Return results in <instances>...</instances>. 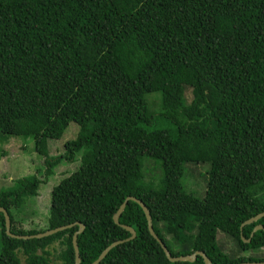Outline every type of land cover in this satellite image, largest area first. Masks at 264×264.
I'll return each mask as SVG.
<instances>
[{
    "label": "trees",
    "instance_id": "1",
    "mask_svg": "<svg viewBox=\"0 0 264 264\" xmlns=\"http://www.w3.org/2000/svg\"><path fill=\"white\" fill-rule=\"evenodd\" d=\"M71 122L76 137L51 155ZM12 137L33 142L45 178L62 159L80 164L52 187L46 229L14 225L37 175L0 190L13 234L73 224L20 239L0 212V264H52V251L74 264L78 223L80 264L128 238L123 224L135 238L98 264H205L169 261L132 200L115 223L128 196L171 256L264 261V216L241 227L264 211V0H0V141ZM188 163L203 166L187 169L203 197L183 187Z\"/></svg>",
    "mask_w": 264,
    "mask_h": 264
},
{
    "label": "rangeland",
    "instance_id": "2",
    "mask_svg": "<svg viewBox=\"0 0 264 264\" xmlns=\"http://www.w3.org/2000/svg\"><path fill=\"white\" fill-rule=\"evenodd\" d=\"M155 92L147 94L146 97L154 102L157 109L159 99L153 96ZM157 111V110H155ZM79 126L75 122L69 123L62 136L58 139H49L48 147L51 155H59L64 150V142L76 137ZM22 137H12L5 141H0V190L12 186L13 181L19 177L35 174L41 180L37 188V195L26 197L21 207L12 209L14 225L22 229H46L48 226V213L51 201V189L64 176L74 171L80 164V157L77 156L73 161L62 159L53 169L52 173L45 178L44 176V157L33 151V142H29ZM189 166L190 173H197L203 170L202 164L188 163L185 165V173L181 179L184 189L194 192L197 196L203 197V179L194 178L187 174ZM187 175V178H186ZM186 178V179H185ZM206 178V174H205ZM45 179V180H44ZM158 181L154 182L155 184ZM199 194L198 192H202ZM222 236V235H220ZM222 241L227 242V239ZM229 242V241H228ZM1 247V230H0ZM52 250V249H50ZM21 259L23 258L20 255ZM52 264H60V259L52 251Z\"/></svg>",
    "mask_w": 264,
    "mask_h": 264
},
{
    "label": "water",
    "instance_id": "3",
    "mask_svg": "<svg viewBox=\"0 0 264 264\" xmlns=\"http://www.w3.org/2000/svg\"><path fill=\"white\" fill-rule=\"evenodd\" d=\"M129 200H132V201L136 202L142 208V210H143V212L145 214L146 220H147V227H148L149 233L160 244L161 248L163 249V251L165 253V256L168 258L169 261H171V262L183 261V260L193 261V260H195V258H196L197 255H200V257L202 256L203 261H204L205 264H212L211 260L207 257V255L205 253L201 252V251H199V252L198 251H195L192 254H187V255H183V256H171L170 251L168 250V248L166 247V245L163 243V241L156 235V233H155V231L153 229L152 217L150 215V212H149L147 206L140 199H138V198H136L134 196H128V197H126L125 200L121 203V205L119 206L117 212L113 215V220H114L115 223H118V218H119L121 212L123 211V209L125 208L126 203ZM0 212L3 213L4 218H5V231H6V234L8 236L16 237V238H20V239L21 238L22 239L42 238V237L49 236V235L54 234V233H56L58 231H61L63 229L70 228V227L73 226V224H67V225H62V226L56 227V228L48 229L46 231L39 232V233L33 234V235H16V234L11 233V231H10L11 222H10L9 214L6 211V209L4 207H0ZM263 216H264V211H262V212H260V213H258L256 215L248 218L247 220H245L241 224V227L244 224H249V223H252V222L258 220L259 218H261ZM78 224H79V228H78V230L76 232H74L73 237H72V244H73L74 255H75L74 264H80V262H81V258H80V255H79V249H78V245H77V234L83 231L84 224H82V223H78ZM122 227L125 228L126 230H128L130 232V236L128 238H126V239L117 240V241H114L111 244H109L100 253V255L98 256V258L96 260H94L93 262L89 263V264H98L101 261V259H103L105 257V255L107 254V252L112 247H114L115 245H117V244H119V243H121V242H123L125 240H130V239H134L135 238L136 232H135V230L131 226L123 224ZM259 229H263V225H261V224L255 225L254 228H253V231H252L251 235L253 234L254 231L259 230ZM246 241H249V239H247ZM239 264H264V261L242 262V263H239Z\"/></svg>",
    "mask_w": 264,
    "mask_h": 264
}]
</instances>
